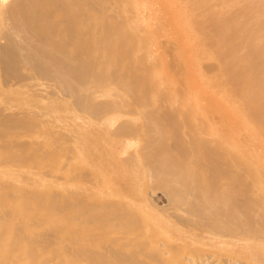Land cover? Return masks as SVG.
I'll list each match as a JSON object with an SVG mask.
<instances>
[{
  "label": "bare ground",
  "instance_id": "bare-ground-1",
  "mask_svg": "<svg viewBox=\"0 0 264 264\" xmlns=\"http://www.w3.org/2000/svg\"><path fill=\"white\" fill-rule=\"evenodd\" d=\"M50 1L0 0V264H264L263 157L233 149L227 129L218 148L197 139L220 112L129 121L171 101L97 100L125 79L89 63L83 13L63 1L58 31ZM238 1L241 26L223 37L230 90L261 130L264 0Z\"/></svg>",
  "mask_w": 264,
  "mask_h": 264
},
{
  "label": "rangeland",
  "instance_id": "rangeland-1",
  "mask_svg": "<svg viewBox=\"0 0 264 264\" xmlns=\"http://www.w3.org/2000/svg\"><path fill=\"white\" fill-rule=\"evenodd\" d=\"M63 1L86 18L82 33L91 44L87 54L89 63L99 65L102 73L107 74L106 78L121 75L125 79V88L116 86L115 93L97 94V100L118 94L123 98L125 111H130L131 96L138 92L145 94L143 101L146 103L171 101L169 109H136L140 114L131 115L129 121L149 112L186 116L198 111L212 116L220 112L221 124L211 125L197 139L206 140L210 148H218L220 134L227 129L228 142L233 149L239 146L252 149L264 160V126L261 130L252 128L248 115L241 111L239 100L230 90L231 75L227 64L231 51H226L224 46L231 40L226 43L223 37L226 33L230 37V31L234 33L233 29L241 26L240 19L235 18L240 1L146 0L149 16H144L139 0H52L45 3V9L50 19L57 23L58 31L63 30L61 22L64 19L59 7ZM243 52L236 51V60H240ZM218 64L220 68L216 67ZM44 88L48 92L54 89L51 85H44ZM198 123L196 118L191 123L182 121L179 130L194 129ZM232 151L226 154L223 151L218 161L230 163L226 155L237 150ZM201 155L202 152L197 153L192 165L198 163ZM222 179L228 181L225 176ZM260 196L264 197V189Z\"/></svg>",
  "mask_w": 264,
  "mask_h": 264
}]
</instances>
